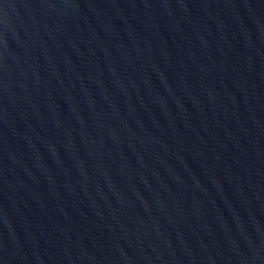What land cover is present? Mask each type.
Returning <instances> with one entry per match:
<instances>
[{
    "label": "water",
    "instance_id": "water-1",
    "mask_svg": "<svg viewBox=\"0 0 264 264\" xmlns=\"http://www.w3.org/2000/svg\"><path fill=\"white\" fill-rule=\"evenodd\" d=\"M0 264H264V0H0Z\"/></svg>",
    "mask_w": 264,
    "mask_h": 264
}]
</instances>
